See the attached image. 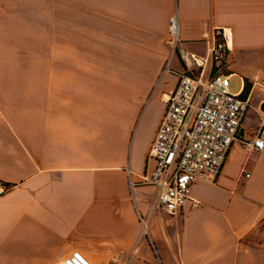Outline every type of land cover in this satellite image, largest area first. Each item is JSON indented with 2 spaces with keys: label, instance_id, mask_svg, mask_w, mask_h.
Listing matches in <instances>:
<instances>
[{
  "label": "crops",
  "instance_id": "obj_1",
  "mask_svg": "<svg viewBox=\"0 0 264 264\" xmlns=\"http://www.w3.org/2000/svg\"><path fill=\"white\" fill-rule=\"evenodd\" d=\"M16 2L0 3V184L8 186L0 195V264H60L72 251L100 262L117 257L116 264H264V151L244 144L258 133L264 142V0L99 7L122 50L131 31L136 42L154 26L161 37L172 14L178 47L199 55L223 28L224 73L240 80L239 91L244 80L251 84L250 108L216 179L194 181L198 205L188 201L172 215L157 209L154 186L138 183L152 169L148 149L177 83L163 71L168 48L157 71L145 67L154 63L148 50L137 49L122 54L120 72L99 74L96 56L77 55L80 26H63L61 41L51 42L50 25L35 36L17 22L32 7ZM99 8L91 0V14ZM171 61L181 71L177 55ZM164 74L171 80L160 83Z\"/></svg>",
  "mask_w": 264,
  "mask_h": 264
},
{
  "label": "built area",
  "instance_id": "obj_2",
  "mask_svg": "<svg viewBox=\"0 0 264 264\" xmlns=\"http://www.w3.org/2000/svg\"><path fill=\"white\" fill-rule=\"evenodd\" d=\"M178 29L177 17L172 14L166 39L170 56L163 71L176 75L177 83L165 94L166 109L148 149L152 169L138 179V183L156 188V207L169 215L188 201L198 205L191 197L192 183L216 179L250 108L242 90L228 91L229 76L224 69L230 50L229 33L223 28L214 29L206 54L199 55L178 47ZM176 55L181 71L167 65ZM244 144L250 150L264 151L259 133ZM128 184L132 187L136 183L129 179ZM7 189L0 184V195ZM63 260L65 264H105L92 263L78 251L70 252Z\"/></svg>",
  "mask_w": 264,
  "mask_h": 264
},
{
  "label": "rangeland",
  "instance_id": "obj_3",
  "mask_svg": "<svg viewBox=\"0 0 264 264\" xmlns=\"http://www.w3.org/2000/svg\"><path fill=\"white\" fill-rule=\"evenodd\" d=\"M20 2L27 4L28 8L32 7V9H28L27 12L23 11L20 18L17 19L18 23H22L21 25H32L35 30V36L40 35V29L42 25H50L51 33L49 40L51 42H60L63 36L64 27L70 26L73 28V25L80 26L82 33L81 40L77 39V42H81L78 44L77 55L83 58H89L92 55L96 56L98 59V73L102 72H113L118 73L121 71L122 65L119 64L120 57L123 55H131L133 50H148L150 53V57H153L154 63L150 65H145L146 68L152 69L151 71H157L165 60L164 52L167 53L166 48L169 47L166 44V39L168 35V27H166L165 33L161 37L159 32H157L156 27L154 26L151 32L142 33L145 42L138 41L134 39L133 35L136 33H130L131 40L128 44L129 48L124 50L120 47V42L115 41L114 37L111 38L112 35L106 32V18L104 13H100V5H104V0H94V4L98 5V12L91 14L90 4L91 0H19ZM16 2V0H0L3 8L7 7L6 5L10 3ZM17 3V2H16ZM16 22V23H17ZM120 23V22H119ZM89 28H92L94 31V37L97 40V49H90V33ZM65 35L73 36V32H68L65 29ZM78 35V34H76ZM134 35V36H135ZM137 36V35H136ZM108 37V38H107ZM106 38L108 41H106ZM111 39H114L113 42ZM115 41V42H114ZM138 45H135L137 44ZM138 46V48H136ZM167 46V47H166ZM170 51V50H169ZM168 51V52H169ZM91 52V53H90ZM166 55V54H165ZM170 54L168 53V57ZM105 61L111 62V64H104ZM162 61V64H161ZM165 65V64H164ZM168 67L172 69L173 63L169 61L167 64ZM128 67V66H126ZM166 72V71H165ZM169 72V71H168ZM145 78V74L138 75V79L143 80ZM168 78L166 74L163 75L160 83ZM148 84L150 81L147 82ZM147 84V85H148ZM147 87V86H146ZM240 89V80L237 77H230V82L228 86V91L230 93H237ZM152 91V90H151ZM151 94V92H150ZM149 94V95H150ZM264 239V236H263ZM79 252V251H78ZM81 253V252H80ZM82 254V253H81ZM83 255V254H82ZM87 259L89 258L83 255ZM94 263H105V264H116L118 259L117 257H109L106 261H101V257H94Z\"/></svg>",
  "mask_w": 264,
  "mask_h": 264
},
{
  "label": "trees",
  "instance_id": "obj_4",
  "mask_svg": "<svg viewBox=\"0 0 264 264\" xmlns=\"http://www.w3.org/2000/svg\"><path fill=\"white\" fill-rule=\"evenodd\" d=\"M250 87H251V84L247 80H244L243 87H242V94L246 96L250 90Z\"/></svg>",
  "mask_w": 264,
  "mask_h": 264
},
{
  "label": "bare ground",
  "instance_id": "obj_5",
  "mask_svg": "<svg viewBox=\"0 0 264 264\" xmlns=\"http://www.w3.org/2000/svg\"><path fill=\"white\" fill-rule=\"evenodd\" d=\"M64 264L66 263L64 260L62 261Z\"/></svg>",
  "mask_w": 264,
  "mask_h": 264
}]
</instances>
